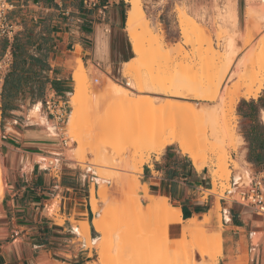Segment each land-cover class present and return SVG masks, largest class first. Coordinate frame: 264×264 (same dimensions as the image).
I'll list each match as a JSON object with an SVG mask.
<instances>
[{"label":"rangeland","instance_id":"1","mask_svg":"<svg viewBox=\"0 0 264 264\" xmlns=\"http://www.w3.org/2000/svg\"><path fill=\"white\" fill-rule=\"evenodd\" d=\"M86 1L85 10H89V8L93 9V4L101 6L107 0ZM229 1L231 0H141L146 20L161 38L165 51H169L160 57L151 54V59H154L152 62L154 69L157 66V69L162 70L161 73L165 79L172 78L177 73L175 61H173L174 55L172 54L174 48L181 47L186 53L197 55L204 53L211 45L214 50L216 49L215 51L222 53V47L228 43L232 36L244 35L246 0H237V23L231 15V10H229L231 13L228 11L227 3ZM263 6L264 3L257 2V9L263 8ZM129 8L130 5L126 2V9L129 10ZM263 11L262 9L259 11L262 13H258L263 14ZM12 19L17 22L21 30L24 27L32 28L34 34L42 33L44 38L48 37L45 31V28H48L51 44L57 38L56 33L66 34L69 44L67 50L71 52L74 51L72 48L74 41L79 38L77 32L81 33L77 29L76 23V20L82 21L80 13L60 17L54 12L45 13V11L38 10L29 11L25 15L13 14ZM184 19L189 21L188 26H182L185 24H183ZM43 21L44 23L41 24ZM258 27H261V31L256 34L257 39L264 34V25ZM125 34L131 60L134 55L127 33L125 32ZM238 46H241L240 43ZM145 48L149 51L148 46ZM80 51V48L76 47L74 54L67 53L68 57L74 58L71 73L79 67V61L81 62ZM243 53H247V51ZM149 61L151 63V60ZM82 65L85 75L80 80L79 103L81 112H79L73 126H70L71 105L69 99L73 94L75 85L71 79L67 94L62 95V98L69 102L68 124H65L61 134V137L67 139V145H61V148L56 151L58 161L47 159V163L43 167L40 165V167L48 168L57 174H68L66 178L78 191L77 197L87 195L90 188V207L93 203L98 206L97 212H93V216L90 217V230L86 222L87 225L74 223V228L72 227L73 232L79 235L77 242L84 244L89 251L87 264H162L161 260L165 258L169 259L171 264L202 262V256L197 250L205 249L204 255L210 253L209 248L220 236V233L207 235L205 226L208 223L203 227L201 226V222L208 217L204 216L201 222L192 219L196 223L192 227L189 226L190 220L184 222L180 238L171 239L168 236V227L178 223L166 218L164 208L161 206L164 198L147 197L148 204L143 205V197L140 196V177L144 165L150 162L153 155H160L165 148L162 151L154 150L149 142L139 143L135 135L140 129L143 119L153 121L154 124L166 120V115L169 114L168 110L160 108L159 105L160 102L167 101V98L159 95V93L138 92L133 83L130 84L129 79L123 76L124 65H119L115 70L106 73H102L91 65L86 66L84 63ZM198 69L195 71L196 80L208 82L212 66ZM95 79L97 83H94ZM110 83L119 84L124 90H121L122 93L119 95L108 96L105 91ZM260 95L264 97V89L261 90L256 99ZM149 100L155 102L160 100L158 102L160 104L151 108L148 103ZM241 100L238 101L235 108L233 132L226 136L223 142L216 143L213 138L204 142L200 134L193 133L189 135L187 140L193 147L188 149L186 153H183L178 145H173V148L187 156L198 170L205 169L207 172L211 180V190L205 192L204 196L212 198L210 205H213L212 210L216 211L219 229L222 228L221 219L223 215L221 211H226L227 205L239 200V193L247 189L250 179L258 172V170L250 167L242 157L246 148L241 136V127L244 123L237 113V107ZM40 102L30 101L26 109L31 110L34 105H39ZM42 113L46 114L44 110ZM39 115L41 117V114ZM3 119L6 123L8 113H5ZM31 122L39 123V118H31ZM152 126L154 127V125ZM154 137L156 138V135L153 136V139ZM39 159L37 158L36 161ZM219 162L222 165L224 163L229 174L227 181L214 177ZM1 165L3 168L2 160ZM239 172L247 173L248 178L244 186L235 188L231 176ZM3 176L5 182L4 173ZM42 185L47 187L44 179ZM36 206L34 208H39V205ZM36 211L34 210L33 213ZM93 221L100 222L102 233L95 230L92 225ZM30 226L31 228L34 227L31 231L41 242H53L54 246L55 244H67L69 238L67 234L52 233L51 235V233L41 229L44 225H38V223L32 222ZM102 251H104L102 256L105 259L99 254ZM100 256L102 260H105L104 262Z\"/></svg>","mask_w":264,"mask_h":264},{"label":"crops","instance_id":"2","mask_svg":"<svg viewBox=\"0 0 264 264\" xmlns=\"http://www.w3.org/2000/svg\"><path fill=\"white\" fill-rule=\"evenodd\" d=\"M234 1L237 11V0ZM11 2L14 4L11 19L13 14L25 15L29 11L42 10L57 13L60 17L80 13L82 21L76 20L81 33L77 32L79 38L72 45L74 51L67 50V35L60 33H56L57 38L45 59L37 45L29 50L31 58L45 67L38 68L31 59H25V74L28 73L32 83L25 84L26 75L20 78L14 106L6 110V123L1 109L4 138L0 140V157L5 171V188L0 201V264H87L89 251L84 244L77 242L79 235L73 232L72 227L74 223L86 222L90 230V217L93 216L90 188L87 195L77 197L79 193L66 178L68 174H57L40 167L37 158L58 161L56 151L63 145L62 137L56 132L54 120L44 113L40 117L38 113L39 116L30 111L41 105L49 93H55L58 97L67 94L74 72L71 73L74 58L68 57L67 53L74 54L76 47L81 50V62L102 73L128 63L130 49L125 34L126 2L107 0L101 6L93 4V9L86 11V0H53L56 6L49 8L35 4L34 0ZM18 30V33L22 31L19 27ZM6 50L11 51L10 43L0 40V55ZM34 73L46 80L39 93ZM30 101L41 102L28 110L26 106ZM263 116L262 109L258 116L262 125ZM34 117L39 118V123L31 122ZM242 122L246 124L244 120ZM244 150L242 157L247 162V147ZM247 164L258 171L264 169ZM43 179L47 187L42 185ZM210 186L211 180L205 169L198 170L187 156L172 145L160 155H153L150 162L144 165L140 177V196L143 197V205L148 204L147 197L165 198L172 208L180 210L182 223L168 227L171 239L180 238L184 222L192 219L201 222L207 216V235L220 233L222 240L221 256L216 264H264V216L233 201L225 207L226 211H221L222 228L219 229L216 211L210 205L212 198L204 196L205 192L211 190ZM36 205L39 208H34ZM34 210L37 211L33 213ZM32 222L44 225L45 228L43 226L41 229L51 235L67 234V244H55V248L53 242L37 240L31 231L34 228L30 226Z\"/></svg>","mask_w":264,"mask_h":264},{"label":"bare ground","instance_id":"3","mask_svg":"<svg viewBox=\"0 0 264 264\" xmlns=\"http://www.w3.org/2000/svg\"><path fill=\"white\" fill-rule=\"evenodd\" d=\"M125 1L130 5L126 16L125 30L134 57L124 64L122 69L123 76L129 79L130 84L133 83L135 89L140 93H159V95L166 97L167 101L160 102L161 104L158 103L160 100L158 102L149 100L148 103L151 108H154L156 104H160L159 107L168 110L169 113L166 115V120L158 124L143 119L140 129L136 132V140L144 144L149 142L152 148L157 151H162L164 148L176 144L183 153L193 147L191 143L187 142L189 135L193 133L200 134L204 142H208L210 138L215 139L216 143L223 142L225 137L233 132L234 113L238 101L241 99H255L261 90L264 89V34L258 39L256 37V34L261 31V27L258 26L264 25V13L259 14L262 13L259 11L264 10V6L263 8L261 7L262 9L260 8L261 10L259 8L258 10L257 2L264 3V0H246L245 34L232 36L228 43L222 47V53L215 51L216 49L214 50L211 45L208 46L204 53L197 55L188 54L181 47L174 48L172 54L174 55L173 61H175L177 73L176 76L169 79L164 78L161 73L162 70L157 69V66L154 69V63H152L154 59H151V54L160 57L166 55L169 51H165L161 38L146 20L141 0ZM227 6L228 11L231 10L232 12L229 11V13L233 15L232 17L237 23L235 2L231 0L227 3ZM255 21L257 24L260 23V25L257 26ZM188 23L189 21L184 19V25L182 26H188ZM239 43L240 47L238 46ZM145 46H148L149 51L146 50ZM244 51H247V53H243ZM147 59L151 60V63ZM209 65L212 66L209 81H197L195 71L199 70L198 68L201 69ZM84 75V67L79 61V67L72 73V81L75 85L73 94L69 99L71 105L70 126H73L79 116V112H81L79 103L81 94L80 80ZM121 90L124 89L119 84L110 83L105 92L108 96L119 95L122 93ZM146 97L148 98V96ZM39 107L36 106L30 112L33 115H38ZM141 118H144V116H141ZM151 125H154V127H151ZM49 130L53 133L52 128H49ZM154 135H156V138L154 137L153 139ZM38 161L42 167L47 163L45 158H40ZM3 173L0 159V201L5 188ZM247 175V173L239 172L231 176L235 188L245 185L248 178ZM214 177L223 179V181L228 180L229 174L224 167V163L222 165L219 162V167ZM161 206L164 208V214L167 219L174 223H181L180 210L172 208L165 198L162 200ZM97 210V204L93 203L91 207L92 213L97 212ZM208 221V218H206L201 222V226L206 225ZM84 224L87 225L86 223ZM92 225L98 233L103 232L100 222L93 221ZM195 225L196 223L190 220L189 226ZM209 249L211 251L208 254L206 253V255H204L205 249L197 250L203 260L197 264H216V258L221 256V236ZM99 254L102 256L104 251ZM102 257L105 259L104 256ZM102 261L104 262L105 260ZM161 262L162 264H171V261L166 258L162 259Z\"/></svg>","mask_w":264,"mask_h":264},{"label":"trees","instance_id":"4","mask_svg":"<svg viewBox=\"0 0 264 264\" xmlns=\"http://www.w3.org/2000/svg\"><path fill=\"white\" fill-rule=\"evenodd\" d=\"M34 2L37 5H43L45 8L56 6L53 0H34ZM42 23H44V21L41 22V24ZM45 31L48 35L47 38H44L42 33L34 34L32 28L24 27L20 33L15 35L10 43L13 62L3 88L1 109L4 114L6 110L14 106L16 100L15 92L19 88L20 78L26 75V80H24L25 84L31 82L30 77L28 78V73L25 74V59H31L32 63L37 64L38 68L45 67V65L31 58L29 54V50L37 45L38 51L42 50L43 58L45 59L47 57L52 44L50 42L51 40H49L50 30L45 28ZM33 77L37 80L39 93L43 82H46V80H43L40 74L36 75L34 73ZM262 109L264 110V97H260L256 101L241 100L237 107L238 116L246 122V124L241 127V136L248 150L246 160L256 168L264 167V125H262L258 119L259 112ZM184 217H186V215H184Z\"/></svg>","mask_w":264,"mask_h":264},{"label":"built area","instance_id":"5","mask_svg":"<svg viewBox=\"0 0 264 264\" xmlns=\"http://www.w3.org/2000/svg\"><path fill=\"white\" fill-rule=\"evenodd\" d=\"M14 9L11 0H0V39L11 43L15 35L19 32L18 25L10 18ZM12 54L10 50L4 51L0 55V140L4 138L2 131L1 97L4 83L12 66ZM97 83V80H94ZM68 101L58 97L55 93H49L40 105L38 113L42 110L46 116L55 122L56 132L61 137L63 127L68 121ZM62 143L67 145V139L62 137ZM239 205L251 209L257 215L264 216V169L258 171L249 182V186L239 193V200L234 201Z\"/></svg>","mask_w":264,"mask_h":264}]
</instances>
